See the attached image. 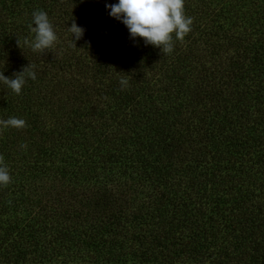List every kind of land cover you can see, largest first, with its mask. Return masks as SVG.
Instances as JSON below:
<instances>
[{"label":"trees","instance_id":"1","mask_svg":"<svg viewBox=\"0 0 264 264\" xmlns=\"http://www.w3.org/2000/svg\"><path fill=\"white\" fill-rule=\"evenodd\" d=\"M118 2L0 0V72L36 73L0 81V119L27 124L0 133V264H264V0H184L171 54Z\"/></svg>","mask_w":264,"mask_h":264},{"label":"clouds","instance_id":"2","mask_svg":"<svg viewBox=\"0 0 264 264\" xmlns=\"http://www.w3.org/2000/svg\"><path fill=\"white\" fill-rule=\"evenodd\" d=\"M106 7L110 9L111 17L120 20L127 27L132 38H142L146 45L159 48L163 54H171L175 41L183 42L192 31L193 18L186 14L184 0H119L118 3L108 4ZM32 15L35 26L29 27L34 33V40L29 41L26 38L24 43L33 52L45 53L54 48L58 36L46 12L35 11ZM69 31L73 34L75 44V40L81 39L85 30L73 21ZM17 43L19 46L18 40ZM34 67L29 64L21 72L15 73L14 78L6 77L0 72V81L19 95L26 78L36 79V73L32 70ZM120 82L127 85L124 79ZM26 126L24 119H0V133L8 128L23 129ZM21 147L26 149L27 144H22ZM11 182L9 168L5 164L4 156L0 155V186L6 187Z\"/></svg>","mask_w":264,"mask_h":264}]
</instances>
